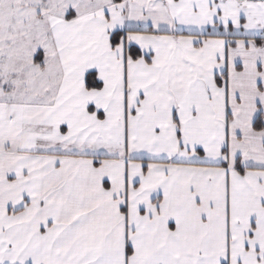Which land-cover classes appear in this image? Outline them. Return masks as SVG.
Wrapping results in <instances>:
<instances>
[{
	"label": "snow or ice",
	"instance_id": "1",
	"mask_svg": "<svg viewBox=\"0 0 264 264\" xmlns=\"http://www.w3.org/2000/svg\"><path fill=\"white\" fill-rule=\"evenodd\" d=\"M0 264H264V0H0Z\"/></svg>",
	"mask_w": 264,
	"mask_h": 264
}]
</instances>
